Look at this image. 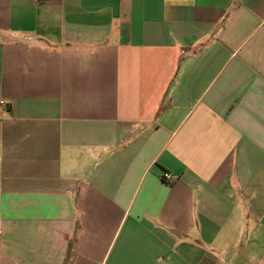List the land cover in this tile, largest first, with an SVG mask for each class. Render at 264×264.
I'll return each mask as SVG.
<instances>
[{"label": "crops", "instance_id": "1", "mask_svg": "<svg viewBox=\"0 0 264 264\" xmlns=\"http://www.w3.org/2000/svg\"><path fill=\"white\" fill-rule=\"evenodd\" d=\"M1 101L0 264H264V0H0Z\"/></svg>", "mask_w": 264, "mask_h": 264}, {"label": "built area", "instance_id": "2", "mask_svg": "<svg viewBox=\"0 0 264 264\" xmlns=\"http://www.w3.org/2000/svg\"><path fill=\"white\" fill-rule=\"evenodd\" d=\"M0 104H1V105H5V106H7V104L4 103L3 101H1ZM162 177H163L164 180H170V179L172 178L171 174L168 173V172H164V173L162 174Z\"/></svg>", "mask_w": 264, "mask_h": 264}]
</instances>
